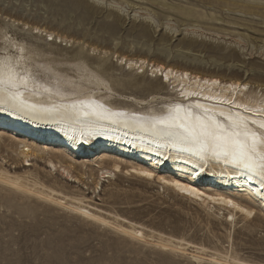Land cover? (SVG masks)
<instances>
[{"label":"rangeland","instance_id":"374dc122","mask_svg":"<svg viewBox=\"0 0 264 264\" xmlns=\"http://www.w3.org/2000/svg\"><path fill=\"white\" fill-rule=\"evenodd\" d=\"M32 26L62 42L31 34ZM4 35L33 52L34 66L51 68L76 89L93 88L133 107L155 105L171 95L147 71L125 70L116 62L120 56L247 82L264 93V0H0V52ZM9 134L0 140V170L39 176L54 186L63 204L0 182V264H216L136 241L68 206L80 202L113 224L143 229L155 239L236 264H264L259 209L251 218L237 213L226 222V210L207 213L200 200L180 198L124 171L101 178L99 168L106 163H92L85 152L72 163L65 156L66 164L75 166L71 176L49 167L43 151L23 166Z\"/></svg>","mask_w":264,"mask_h":264},{"label":"bare ground","instance_id":"6f19581e","mask_svg":"<svg viewBox=\"0 0 264 264\" xmlns=\"http://www.w3.org/2000/svg\"><path fill=\"white\" fill-rule=\"evenodd\" d=\"M25 28H28V26L25 25ZM31 34L51 36L52 39L48 38L49 41L62 42L61 39L56 40L57 38L59 39V36L53 35L52 32H44L37 26H32ZM7 36H3L5 47L3 52H0V57H18L21 55L20 49L24 48L23 55L25 59L35 68L36 65L34 66V64H37V61L34 59L33 52L23 42ZM116 62L122 65L125 70L138 69L137 73L147 71L148 77L158 81L160 88L164 89V93L171 95L163 98L160 96L162 98L160 102L180 100L179 93L183 89L185 92H199L202 96H213L218 100L233 101L234 105H246L249 108L264 107V103H262L264 101V93L260 92V90L251 89L247 82L219 78L215 75L191 73L188 70L176 69L162 63H148L140 58L133 59L120 56L116 59ZM166 75L168 76L167 80H165ZM40 82L49 83L52 87L55 86L54 83H50V80L47 79L40 78ZM76 90L82 97H94L111 108L123 109L128 112H147L153 106L150 104L147 107L139 108L126 103H116L112 100L114 98H111V95L98 93L93 88ZM107 91L108 93H113L111 89L107 88ZM31 99L36 103L51 102L47 95L42 97L32 96ZM201 102L208 103L203 100ZM234 105H216V108L217 110L222 108L225 112L229 111V109L233 112L240 111L243 115L252 119L264 120V113L244 112L242 108H236ZM75 127L77 130H74V126L66 124L43 123L34 121L22 114L14 115L11 111H0V140H3L4 133H10L9 136L13 138V140L9 141L10 146L18 149V154L24 162L23 166H29L31 157H36L40 151H43L47 155L49 167L54 170L59 168L62 173L69 175L71 168H75V166L66 164L65 156L68 159L70 158L71 162L74 159L73 156L84 155L85 152L86 156H91L94 159L92 163L94 162L98 165L106 163V165L99 168L101 178L114 177L117 172L121 173L124 171L144 181L146 184L157 183L161 188L170 190L180 198L189 201L200 200L201 206L204 207L207 213H210L212 208L226 210V222L233 221L237 213H240L245 218H251L255 213V209H259L264 213V188L261 187L259 178L250 180L247 173H242L239 169H234L231 166H225L222 162H198L195 157H191L187 153H177L170 149L149 150L150 148L154 149L155 146L147 141L134 138L132 134L125 135L122 129L109 128L101 130V134L82 136L78 126ZM49 151H57L60 154L50 153ZM108 155L114 157L105 158ZM118 156L128 157L133 160H129L126 164V160L116 159ZM53 160H56L58 167ZM135 160L138 162H134ZM75 161L77 160L75 159ZM79 165L84 167L87 164L81 162ZM201 168H204L203 172L200 171ZM144 173H149V175H144ZM24 177L31 179L29 181L31 184L27 183ZM0 182L24 193H31L36 198L50 200L58 204L62 203L60 198L54 196V193L57 192L54 186L51 184L45 185L39 176H32L29 173L27 175H11L9 172L0 170ZM198 182L204 183H200L199 186ZM204 188L206 190H203ZM72 198L81 201V198L85 197L75 198L73 196ZM228 201L232 203L229 204ZM80 204L76 206L68 203V206L78 210L83 217L90 218L100 225L112 226L113 229L136 241L153 244V246L155 245L162 250L179 252L197 261L206 259L216 264H236L221 260L216 255H203L197 249L185 247L181 244L164 240L161 237L155 239L154 236L147 235L143 229L134 226L113 224L102 214L88 210L84 202H80ZM248 213H251V215H248Z\"/></svg>","mask_w":264,"mask_h":264},{"label":"snow or ice","instance_id":"6c2138e0","mask_svg":"<svg viewBox=\"0 0 264 264\" xmlns=\"http://www.w3.org/2000/svg\"><path fill=\"white\" fill-rule=\"evenodd\" d=\"M24 51L21 48L18 57H0V111L22 114L43 123L74 126V130L78 126L82 136L101 134V130L109 128L122 129L125 135L132 134L155 146L149 150L170 149L187 153L198 162H222L247 173L250 180L259 178L264 188V120L252 119L240 111L216 108V105H234L233 101L181 89L180 100L159 102L147 112L114 109L94 97H82L73 81L62 78L51 68L43 65L33 68ZM42 75L55 86L41 83ZM52 77L55 79L51 80ZM44 95L51 102L36 103L31 99ZM234 107L244 112L264 113V107Z\"/></svg>","mask_w":264,"mask_h":264},{"label":"water","instance_id":"95a60500","mask_svg":"<svg viewBox=\"0 0 264 264\" xmlns=\"http://www.w3.org/2000/svg\"><path fill=\"white\" fill-rule=\"evenodd\" d=\"M30 135V134H29Z\"/></svg>","mask_w":264,"mask_h":264}]
</instances>
